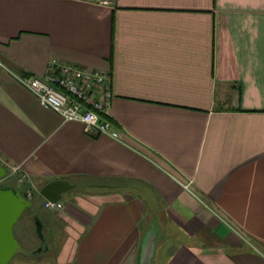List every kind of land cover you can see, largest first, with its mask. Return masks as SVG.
<instances>
[{"label": "crops", "instance_id": "0c3cea01", "mask_svg": "<svg viewBox=\"0 0 264 264\" xmlns=\"http://www.w3.org/2000/svg\"><path fill=\"white\" fill-rule=\"evenodd\" d=\"M53 59L111 74L119 141L19 82ZM0 164L76 186L21 264H264V0H0Z\"/></svg>", "mask_w": 264, "mask_h": 264}, {"label": "built area", "instance_id": "2783aa9c", "mask_svg": "<svg viewBox=\"0 0 264 264\" xmlns=\"http://www.w3.org/2000/svg\"><path fill=\"white\" fill-rule=\"evenodd\" d=\"M99 3L112 5L113 0H99ZM18 80L39 99L42 107L57 112L65 122L82 123L89 135H106L120 140L110 116L113 100L110 73L91 71L53 59L44 77L25 75ZM4 167L9 172L6 180L15 177L22 181L20 166ZM45 208L59 212L63 204L61 201H46Z\"/></svg>", "mask_w": 264, "mask_h": 264}, {"label": "water", "instance_id": "95a60500", "mask_svg": "<svg viewBox=\"0 0 264 264\" xmlns=\"http://www.w3.org/2000/svg\"><path fill=\"white\" fill-rule=\"evenodd\" d=\"M9 177L6 167L0 164V185ZM69 181H54L45 185L40 195L50 202H59L63 195L75 189ZM34 209V203L26 199L21 192L14 188L0 186V264H10L18 254H25L22 251L19 241L14 234V228L27 210ZM36 218L38 216L36 215ZM37 230L42 231V225L37 221ZM153 238L149 235L144 241L141 264H151L154 244ZM38 249L36 253L42 252Z\"/></svg>", "mask_w": 264, "mask_h": 264}, {"label": "rangeland", "instance_id": "374dc122", "mask_svg": "<svg viewBox=\"0 0 264 264\" xmlns=\"http://www.w3.org/2000/svg\"><path fill=\"white\" fill-rule=\"evenodd\" d=\"M8 183V180L5 181V184ZM13 183L18 187V184H21L18 182V180L14 182L13 180ZM70 193V192H68ZM64 194L63 195V199H65V196L68 194ZM38 199H41V195H39L38 197H36L33 202L35 203L36 206H40V203L38 202ZM62 199V200H63ZM30 210H27L25 212V214L22 216V218L18 221L17 225L15 226L14 228V234H15V237L16 239L19 241L20 245H21V248H22V251L24 253H27L26 250L24 249H29L31 247H35L37 246V248H33V251H31L32 253L36 250L39 249V245H40V242H41V238L40 236L38 235L37 233V221L36 219L30 214ZM36 214L38 215L39 212L38 210L36 211ZM43 235L45 236V239L47 238V234H45V232L43 233ZM25 237L27 239H29L30 241V244L28 243L27 240H25ZM44 254V253H43ZM41 254L40 256H25L23 254H18L10 264H21V263H24L26 262L27 260L28 261H31V262H34L36 260H39L40 257H43L44 255ZM38 257V258H37Z\"/></svg>", "mask_w": 264, "mask_h": 264}, {"label": "trees", "instance_id": "16d2710c", "mask_svg": "<svg viewBox=\"0 0 264 264\" xmlns=\"http://www.w3.org/2000/svg\"><path fill=\"white\" fill-rule=\"evenodd\" d=\"M4 186L7 188H14L16 191H19L18 188L13 183V179H11V181H8V183H6ZM24 197L27 198L25 195H24ZM39 220H40V218H39Z\"/></svg>", "mask_w": 264, "mask_h": 264}, {"label": "flooded vegetation", "instance_id": "af4514ba", "mask_svg": "<svg viewBox=\"0 0 264 264\" xmlns=\"http://www.w3.org/2000/svg\"><path fill=\"white\" fill-rule=\"evenodd\" d=\"M5 185V181L0 185V186H4ZM24 196V195H23Z\"/></svg>", "mask_w": 264, "mask_h": 264}]
</instances>
